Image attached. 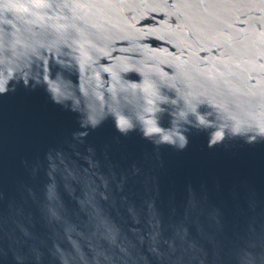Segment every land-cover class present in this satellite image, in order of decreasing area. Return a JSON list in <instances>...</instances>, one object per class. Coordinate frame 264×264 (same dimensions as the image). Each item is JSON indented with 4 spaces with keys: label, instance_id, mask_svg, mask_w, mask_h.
I'll list each match as a JSON object with an SVG mask.
<instances>
[{
    "label": "water",
    "instance_id": "1",
    "mask_svg": "<svg viewBox=\"0 0 264 264\" xmlns=\"http://www.w3.org/2000/svg\"><path fill=\"white\" fill-rule=\"evenodd\" d=\"M0 264H264V0H0Z\"/></svg>",
    "mask_w": 264,
    "mask_h": 264
}]
</instances>
